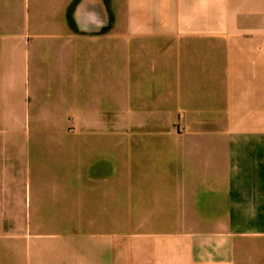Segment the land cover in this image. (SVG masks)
I'll return each instance as SVG.
<instances>
[{
	"label": "crops",
	"instance_id": "1",
	"mask_svg": "<svg viewBox=\"0 0 264 264\" xmlns=\"http://www.w3.org/2000/svg\"><path fill=\"white\" fill-rule=\"evenodd\" d=\"M121 1L138 49L170 56L122 61L113 92V0H0V208L9 187L30 227H96L60 248L14 233L0 254L9 264H264V0ZM31 140L44 163L73 170L47 172L40 158L23 169ZM114 146L118 181L88 174ZM64 209L76 220L62 221ZM113 225L122 232L97 228Z\"/></svg>",
	"mask_w": 264,
	"mask_h": 264
},
{
	"label": "rangeland",
	"instance_id": "2",
	"mask_svg": "<svg viewBox=\"0 0 264 264\" xmlns=\"http://www.w3.org/2000/svg\"><path fill=\"white\" fill-rule=\"evenodd\" d=\"M122 1L121 0H113L112 3V26H113V49H112V58H113V92H115L114 85L117 82V76L121 71L122 61H128L130 63L137 62L138 58H160V59H168L170 53L166 49H148L141 50L138 49L137 46V35L133 34L129 30V24L126 23V20L122 19L121 11H122ZM151 41V40H150ZM155 41V40H153ZM152 42V41H151ZM153 43V42H152ZM128 45V46H126ZM182 57H184V50L178 51ZM119 82V80H118ZM117 84V83H116ZM115 120V119H114ZM114 133L119 134L120 131L116 130ZM71 136V134H70ZM119 138V136H118ZM25 149V150H24ZM23 151L25 155L21 162L22 168L26 170H30V172L38 166L37 159L40 158L42 153H44L42 147L37 145L33 140L31 142L27 141ZM120 149L113 147L112 156L110 157L107 154L106 160L103 158H95L92 162H88L85 170H87L88 174L93 173H104L107 172V175H112L113 181L116 183V177H114V173L120 171L121 169V159H120ZM56 152H58L56 150ZM134 152L137 153V145L134 149ZM59 153V152H58ZM40 166L42 169L47 172H65L72 171L73 165L72 163H55L48 164L44 163V161H40ZM72 179L70 181V186H72ZM6 192L1 193V208H0V219L2 225H0V247L4 244H10V235L14 233L28 235L30 233H37L40 235H44L48 238H51L52 242H55L60 246L70 241V239L84 238L89 236L96 227H91L87 225H76V224H62V225H46L41 228L30 227L26 225V209L22 196V200L16 198L18 195H14L9 191V187L4 188ZM10 196L13 198V202L9 203ZM15 198V199H14ZM65 202V201H64ZM43 213L44 217L47 220H51L55 217L58 209L55 208L57 203H51L49 201L46 202ZM10 218H13V221H16V225H8ZM75 214L72 212V209H64V214L61 217L62 221L66 223L73 222ZM15 219V220H14ZM98 229H106V232H112L114 234H119L122 232V227L120 225H113L108 227H97ZM65 247V246H62ZM1 251V249H0ZM1 264H9V254L4 251L0 254Z\"/></svg>",
	"mask_w": 264,
	"mask_h": 264
}]
</instances>
